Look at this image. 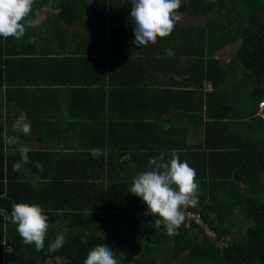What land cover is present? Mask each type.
Here are the masks:
<instances>
[{"label":"trees","instance_id":"1","mask_svg":"<svg viewBox=\"0 0 264 264\" xmlns=\"http://www.w3.org/2000/svg\"><path fill=\"white\" fill-rule=\"evenodd\" d=\"M82 4L77 0H53L50 3L51 7L56 8L53 21L72 25L80 20L89 29L99 28L96 19H79L76 10ZM112 7L131 12L128 0H112ZM99 8L101 5L95 6L92 11H99ZM176 11L190 13L202 21L173 28L181 32L182 43L179 47L184 49V57L178 61L186 66L189 63L193 70L186 73L185 68L182 71L185 77H190L179 85L181 89L174 87L163 90L170 97L164 104L163 112L165 115L179 112L184 116L190 112L202 114L204 121L198 125L204 131L201 148L199 151L178 154L187 157L183 160L193 159L195 180L202 184L203 191L209 192V195L197 196L214 201L216 218L221 220L226 210L237 204L250 222L243 228L245 238L239 239L237 236L223 240L221 246H214L185 221L177 230L178 234L172 236L166 234L163 225L160 228L149 227L148 224L156 217L147 214L146 204L128 191L130 179L120 174L130 168L129 162L135 159L132 150L138 147L126 140L120 145L115 143L113 135L128 123L112 115L89 116L74 111L68 114L69 118L87 126L82 136L81 129L75 131L76 143L70 147L74 151L63 153V166L65 163L66 169L51 159L50 166L40 171L34 157H31L40 152L29 150L28 162L23 164L21 171H14V163L21 159L20 151H5L0 129V239L4 237L10 246L3 257L0 252V264H55L52 257L62 254L63 262L59 264H83L86 253L98 244L111 247L117 253L119 264H127L124 257L128 258L129 264H264V125L256 116L241 120L249 112L255 111L258 100L264 99V0H181V7ZM118 26L133 29L129 14L118 18ZM44 37L51 40L48 36ZM75 38L76 35L70 36L64 28L60 29L59 37H54V41L60 40L59 45L63 49V84L69 82V75L74 72L80 74L85 68L90 70L92 62L97 64L103 61L102 58L93 57L90 49L76 50L75 43L71 42ZM14 40V37H0V86L11 83L8 79L13 70L12 60L18 62L14 68L21 67L26 60H42L10 57L12 55L9 54L24 53L22 47H16ZM237 40L239 43L230 59L219 63L215 52ZM48 44L50 41L46 40ZM174 54L171 52L167 58L166 55L162 58L173 61ZM100 70L104 71L103 67ZM206 81L209 82L208 88L205 87ZM247 86L252 88L251 91H245ZM236 91L240 92L238 99L235 97ZM236 110L239 114H236ZM130 123L134 127L143 125L136 121ZM253 123L258 127L252 128ZM152 125L157 127L159 124L152 122ZM252 129L254 132H251ZM179 130L169 126L155 133V137L174 138L173 133ZM258 134L260 136L254 138ZM37 136L41 137L40 134ZM231 140L233 143L228 144ZM152 147L147 146L146 149L151 159L161 153L167 159L173 148H177L174 144ZM92 149L99 150L98 154L94 156ZM126 152L129 157L122 162L120 158ZM52 154L59 156L60 153ZM205 162L207 167L204 166ZM203 169H207L208 185L203 181ZM114 172H119L120 176L114 177ZM97 177L98 181H95ZM239 184L243 187L242 191L236 189ZM50 188L54 189L55 198L40 194L43 190L51 191ZM26 191L29 195L21 197ZM16 193L20 197L15 196ZM49 201L53 203L54 210L45 211L48 223L63 225L65 242L57 251L49 252L48 245L55 236L48 233L44 249L37 251L34 245L25 244L16 232L11 219V205L13 202L43 205ZM193 208L196 207H188ZM197 209L219 239L230 232L222 222H211L205 206ZM136 214L142 219L141 225L136 221Z\"/></svg>","mask_w":264,"mask_h":264},{"label":"crops","instance_id":"2","mask_svg":"<svg viewBox=\"0 0 264 264\" xmlns=\"http://www.w3.org/2000/svg\"><path fill=\"white\" fill-rule=\"evenodd\" d=\"M44 1L38 3L39 0H34L32 13H29L22 21L26 29L24 36L14 40L16 47H22L24 53L22 55L9 54L12 55L10 57H33L42 60H26L19 68H14L18 62L12 60L13 70L11 69L12 74L8 79L11 83L9 86H6V84L0 86L1 136L4 138L7 134L19 137L18 143L13 145H8L4 140L6 152L14 153L21 147H27L29 150L40 152V154L31 156L34 157L37 164L41 163L43 166L42 170L39 169L40 171L43 172L46 167L50 166L51 159L52 162L59 163L60 166L66 169L67 165L65 163L63 166V153L74 151L70 147L76 143L75 131L81 129L82 136L85 131L84 127L87 126L82 122L69 118L68 114L74 111H79L81 115L89 114V116L94 114L112 115L120 119L121 122L128 123V126H125L124 129L129 136L125 134L124 129H120L122 131L118 129L113 135L116 145H120L121 142L126 140L130 145L138 146L137 149L132 150L135 159L129 162L130 168H127L124 173L120 172V174L130 179L128 187L136 173L148 170V162L151 156L147 154V146L152 147L154 145V148H161L164 144L171 146L174 144L177 148L173 149L178 153L185 154L191 150L199 151L198 149L202 146L200 144L204 140V131L198 127L204 121L202 114L194 112L191 114L190 112L184 116L179 112H171L166 115L163 112L165 102L170 100L169 95L166 94L167 92L163 90L166 88H179V85L190 77V75L185 77L182 71L185 68L187 69L185 70L186 73L193 70V66H189V63L186 66V64H180V61H178L179 58L184 57L182 55L184 49L179 47V44L182 43L180 31L172 30L168 36L158 37L155 44L138 48L133 43V29L116 27L118 18L127 16V14L130 16V13L115 10L112 7V0H83L82 2L77 0V2L83 3L76 10L79 19H96L95 22L99 23V28L95 29H89L80 20L72 25H66L63 21L55 23L52 15L56 12V8L46 5L47 2L52 3L53 0ZM88 4L92 6L87 7ZM100 5L99 11H92L95 6ZM42 6L46 7L47 10ZM176 15L178 16L177 20L181 21L177 22L176 20L175 26L195 25V23H183L187 18L194 17L190 13L176 11ZM63 28L69 32L70 36L76 35L75 40L71 41L75 43L76 50L90 49L93 57L103 59L101 63L92 62L90 70L85 68L80 74L74 72V74L69 75V82L65 84H63V49H61V44L59 45V39L54 41V37H59V31ZM53 30H55L53 34L49 35ZM44 36L50 37L51 40ZM45 39L49 40L50 44L46 45ZM169 50L175 53L172 56L173 61L165 60L168 57ZM164 55H166L165 58H162ZM100 67H103L104 71H101ZM235 93L237 98L240 92L236 91ZM253 113L249 112V115L241 120L244 121L256 116L261 119V124L264 125V110L259 109L256 104ZM236 114H239L238 110H236ZM22 118L31 126V131L27 135L13 130V125ZM92 121L96 123L94 120ZM132 121L143 123V125L134 127L130 125ZM152 122L159 125L155 127ZM169 126L180 128L179 132L175 131L173 133L174 138L160 139L159 136V139H157L155 137V133L158 134L162 129ZM257 127V124H252V128ZM251 132H254V130L252 129ZM37 134H40L41 137L39 138ZM259 136L260 134L254 136V138ZM44 138L46 140H42ZM231 143H233L232 140L228 144ZM55 152L60 153L59 156L52 154ZM184 154L179 156L180 160L187 161L190 167L196 168L193 159L183 160L187 158L184 157ZM128 157L129 153L126 152L120 160L123 162ZM206 163L204 166L207 167ZM220 165H224V163ZM75 168L77 169V167ZM199 169L201 170V168ZM203 172L205 173L203 177L204 184L208 185L210 180L206 176L207 169H203ZM118 174L119 172L112 173L117 178L120 176ZM95 181H98V177ZM196 182L198 184L197 194L209 195V192L203 191L199 180H196ZM50 189L51 191L43 190L40 194L55 198L54 189ZM236 189L242 191L243 187L239 184ZM219 194H221L220 190ZM28 195L29 192L26 191L21 197H27ZM15 196L20 197L18 193ZM32 197H34V192ZM214 205L213 200L199 197L198 203L194 206L196 208L193 209L205 206L206 210L209 211L208 218L211 222H222L226 228L230 229V232L222 237L224 241L234 239L237 236L240 237L242 233L239 234L236 229L245 228L250 222L239 210L237 204L226 210L221 220L215 217ZM40 206L44 211L54 210L51 201L43 205L40 204ZM135 218L138 225H141L142 219L140 216L136 214ZM48 233H52L55 237L57 234L64 235L63 225L49 223ZM52 259L55 264L62 263L63 254L60 256L55 255Z\"/></svg>","mask_w":264,"mask_h":264},{"label":"clouds","instance_id":"3","mask_svg":"<svg viewBox=\"0 0 264 264\" xmlns=\"http://www.w3.org/2000/svg\"><path fill=\"white\" fill-rule=\"evenodd\" d=\"M128 2L131 4L133 43L138 48L155 44L158 37L170 35L178 19L176 10L181 7V0ZM33 3L34 0H0V37H14L18 40L24 36L26 29L22 21L32 11ZM13 130L27 135L31 126L22 118L13 125ZM4 140L8 145H13L18 143L19 137L5 134ZM19 151L21 159L14 163V171H21L23 164L28 162L29 149L21 147ZM91 151L95 156L99 150ZM36 167L42 170L39 163ZM195 177V169L187 161H181L178 152L173 150L167 159L163 153L150 159L148 170L136 173L128 191L146 204L147 214L156 217L148 226L160 228L163 225L166 234L172 236L178 234L177 230L185 220L184 210L198 203V184ZM11 219L25 244L34 245L37 251L44 249L49 223L48 215L39 204L13 202ZM64 242V236L57 234L48 245V251H57ZM83 264H119V261L117 253L111 247L98 244L86 253Z\"/></svg>","mask_w":264,"mask_h":264},{"label":"built area","instance_id":"4","mask_svg":"<svg viewBox=\"0 0 264 264\" xmlns=\"http://www.w3.org/2000/svg\"><path fill=\"white\" fill-rule=\"evenodd\" d=\"M205 87H209V83L205 82ZM259 109L264 110V99L259 100L257 103ZM262 117V114L260 113ZM264 117V116H263ZM185 223L191 224L199 233L200 237L208 240L214 246H221L223 239L217 237L216 231L210 224L203 218L202 214L197 209H185ZM10 246L5 242L4 238L0 240V252L2 257L9 250Z\"/></svg>","mask_w":264,"mask_h":264},{"label":"rangeland","instance_id":"5","mask_svg":"<svg viewBox=\"0 0 264 264\" xmlns=\"http://www.w3.org/2000/svg\"><path fill=\"white\" fill-rule=\"evenodd\" d=\"M46 5H50L49 2H47ZM42 7L45 8V10H47L46 7H44V6H42ZM178 21H181V20H177V22H178ZM201 21H202L201 18L189 17V18L186 19V21H183V23H189V24L195 23V24H198V23H200ZM238 43H239V42H238V40H237V41H234V42H232V43H230V44H227V45L221 47L220 49H218V51L215 52V57L217 58V60H218L219 62H225L227 59H230V57L232 56V54H233L234 50L236 49ZM251 89H252V88H251L250 86H247V87L245 88V91H248V92H249V91H251ZM137 218H138V217H137ZM138 221H139V223H140V219H139ZM242 224H244V222H242ZM236 230H238L239 234L242 233V235H241L240 237H237V238H239V239H243V238H245V237H244V231H243V228H239V229H236ZM236 234H237V233H236ZM124 260H125V262H126L127 264H129L128 258L125 259V257H124ZM158 264H159V263H158Z\"/></svg>","mask_w":264,"mask_h":264}]
</instances>
